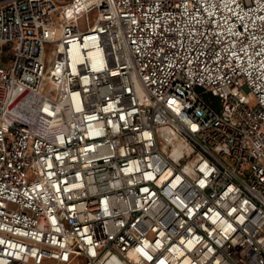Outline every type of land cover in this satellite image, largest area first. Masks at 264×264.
Here are the masks:
<instances>
[{
    "label": "built area",
    "instance_id": "built-area-1",
    "mask_svg": "<svg viewBox=\"0 0 264 264\" xmlns=\"http://www.w3.org/2000/svg\"><path fill=\"white\" fill-rule=\"evenodd\" d=\"M0 46V264H264V0H0Z\"/></svg>",
    "mask_w": 264,
    "mask_h": 264
},
{
    "label": "rangeland",
    "instance_id": "rangeland-1",
    "mask_svg": "<svg viewBox=\"0 0 264 264\" xmlns=\"http://www.w3.org/2000/svg\"><path fill=\"white\" fill-rule=\"evenodd\" d=\"M87 19L91 21L92 16L91 15H86ZM84 18H80L77 22V26L79 29H83L84 24H83ZM10 58V53L7 50L6 46H0V62H6Z\"/></svg>",
    "mask_w": 264,
    "mask_h": 264
}]
</instances>
